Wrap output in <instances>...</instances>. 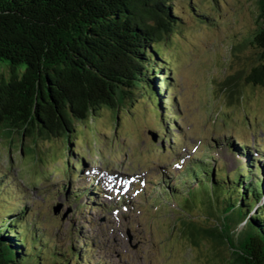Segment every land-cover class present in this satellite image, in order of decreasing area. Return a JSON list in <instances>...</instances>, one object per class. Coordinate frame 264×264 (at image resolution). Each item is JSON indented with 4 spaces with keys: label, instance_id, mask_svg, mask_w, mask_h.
Returning a JSON list of instances; mask_svg holds the SVG:
<instances>
[{
    "label": "rangeland",
    "instance_id": "1",
    "mask_svg": "<svg viewBox=\"0 0 264 264\" xmlns=\"http://www.w3.org/2000/svg\"><path fill=\"white\" fill-rule=\"evenodd\" d=\"M172 3L182 24L158 47L163 49L164 58H171L177 82L171 95L182 117L171 133L177 136L186 132L185 143L181 140L183 146L176 157L172 156L175 152L163 155L159 151L156 111L148 99L121 109L116 120L108 112L80 126L69 147L73 155L67 152L61 139H38L34 146L29 141L21 146L15 133L11 136L0 133V165L10 166L20 182L17 188L6 187L3 197L11 206L18 201L21 205L27 202L29 222H37L51 244L48 247L35 244L40 249V264H77L70 259V253L74 248L83 250L88 241L92 243L91 250L86 255L82 251L80 263L88 256L92 264H214L224 254H230L225 241L215 248L208 242L209 236L198 239L201 242L198 246L187 240L192 228L199 229L196 231L201 235L212 236V228L223 223V209L226 208V214L230 212L219 197L235 198L231 189L212 186L205 180L213 165L210 159L203 157L190 164V168L187 165L188 183H183L180 192L166 193L162 198L155 194L147 203L136 195L141 188L137 180L144 182L145 178L156 177L158 173L153 170L158 164L165 165L162 171L176 175L180 169L174 159L194 161L195 156H204L206 147L214 145L212 140L220 141V148L212 149L214 167L222 170L223 178L224 175L232 178L242 165L222 145L224 132L228 137L233 134L234 138H241L249 146L256 142L264 148V90L243 81V74L255 56L243 41L256 26L257 2L172 0ZM195 13L207 15L211 23H199ZM160 112L166 118L174 116L170 104H166V109L160 106ZM213 119L217 121L215 124L211 122ZM30 146L31 152L27 149ZM193 149H197L195 156ZM78 159L83 161L82 172L86 174L82 179L79 172L80 180L71 186L76 189L73 192L87 187L90 177L95 176L102 190L98 202H104L105 211L83 207L88 196L71 202L64 194L57 196L60 186L65 185L61 173L72 175L70 163ZM24 196H29L27 201L21 200ZM120 196L130 202L125 213L112 204ZM141 201L142 216L137 205ZM56 204L61 207L54 215L52 209ZM80 236L84 240L78 242Z\"/></svg>",
    "mask_w": 264,
    "mask_h": 264
},
{
    "label": "trees",
    "instance_id": "2",
    "mask_svg": "<svg viewBox=\"0 0 264 264\" xmlns=\"http://www.w3.org/2000/svg\"><path fill=\"white\" fill-rule=\"evenodd\" d=\"M256 2V26L243 41L255 56L243 81L264 90V0ZM176 11L172 0H0V133H15L21 146L61 139L73 155L80 126L108 112L116 120L142 99L159 103L170 78L159 83L167 62L158 46L182 24ZM194 16L211 23L205 14ZM241 177L232 182L234 199L219 197L230 212L223 209L214 234L188 232L195 246L203 236L215 248L228 244V257L214 264H264L260 186ZM24 212L8 210L0 218V264H40L32 240L41 236L28 232Z\"/></svg>",
    "mask_w": 264,
    "mask_h": 264
},
{
    "label": "water",
    "instance_id": "3",
    "mask_svg": "<svg viewBox=\"0 0 264 264\" xmlns=\"http://www.w3.org/2000/svg\"><path fill=\"white\" fill-rule=\"evenodd\" d=\"M230 249V248H229ZM231 250V249H230ZM225 255V254H224ZM225 256H227V255H225ZM220 259H221V257H220Z\"/></svg>",
    "mask_w": 264,
    "mask_h": 264
}]
</instances>
